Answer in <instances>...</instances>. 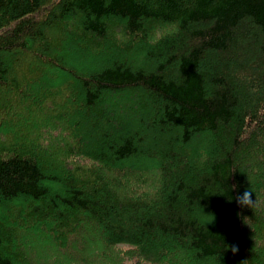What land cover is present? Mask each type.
<instances>
[{
	"label": "trees",
	"instance_id": "obj_1",
	"mask_svg": "<svg viewBox=\"0 0 264 264\" xmlns=\"http://www.w3.org/2000/svg\"><path fill=\"white\" fill-rule=\"evenodd\" d=\"M0 264H264V0H0Z\"/></svg>",
	"mask_w": 264,
	"mask_h": 264
},
{
	"label": "clouds",
	"instance_id": "obj_2",
	"mask_svg": "<svg viewBox=\"0 0 264 264\" xmlns=\"http://www.w3.org/2000/svg\"><path fill=\"white\" fill-rule=\"evenodd\" d=\"M233 190H234V188H233ZM252 196H253V191L250 188V189L245 190L242 194H238L235 197V200H236V202L238 203V205L240 207H242V208L243 207H248V208H251L252 209V208L256 207V205H257V199H256V197H255V200H253L252 199ZM202 211H203V209H202ZM203 215L205 217H208V216H211L212 217L211 221L210 222H207L206 225L211 224V223L214 222V220H215L214 214H207L206 215L203 212ZM228 250H231L232 253L235 255L238 252V246L233 245L230 248H229V246H227V251Z\"/></svg>",
	"mask_w": 264,
	"mask_h": 264
}]
</instances>
